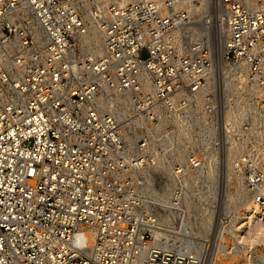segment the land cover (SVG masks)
Returning a JSON list of instances; mask_svg holds the SVG:
<instances>
[{
  "label": "built area",
  "instance_id": "2783aa9c",
  "mask_svg": "<svg viewBox=\"0 0 264 264\" xmlns=\"http://www.w3.org/2000/svg\"><path fill=\"white\" fill-rule=\"evenodd\" d=\"M260 95L264 0H0V264L236 252L195 197L210 170L160 127Z\"/></svg>",
  "mask_w": 264,
  "mask_h": 264
},
{
  "label": "rangeland",
  "instance_id": "374dc122",
  "mask_svg": "<svg viewBox=\"0 0 264 264\" xmlns=\"http://www.w3.org/2000/svg\"><path fill=\"white\" fill-rule=\"evenodd\" d=\"M239 104H231L223 111L226 118L223 125L209 124L207 117L206 123L196 120L194 117H203V111L189 110L174 111L171 120L160 127L162 134L179 138L175 144L180 151H191L202 164L208 165L209 180L213 179L211 187H204L198 179L195 197L220 201V207H225L231 221L223 231V241L230 248L236 240L231 226L239 225L236 216L254 204L264 205V96H246ZM213 227L218 229L219 223L214 222ZM215 259L216 264H264V235L241 251L218 253Z\"/></svg>",
  "mask_w": 264,
  "mask_h": 264
},
{
  "label": "bare ground",
  "instance_id": "6f19581e",
  "mask_svg": "<svg viewBox=\"0 0 264 264\" xmlns=\"http://www.w3.org/2000/svg\"><path fill=\"white\" fill-rule=\"evenodd\" d=\"M244 106V105H243ZM230 110V109H229ZM237 111V110H236ZM231 114V113H230ZM205 115V114H204ZM228 116V115H227ZM229 117V116H228ZM232 121V120H231ZM181 124V123H180ZM232 125V124H231ZM230 127V126H228ZM180 129V128H179ZM184 131V130H183ZM166 132V131H164ZM187 132V131H186ZM171 133V132H170ZM164 134V133H163ZM168 135V134H166ZM186 135V134H185ZM234 140V139H233ZM229 144V143H228ZM180 146V145H179ZM184 148V146H182ZM229 147V146H228ZM223 149V148H222ZM228 151H230L228 149ZM234 154V152H233ZM214 155V154H213ZM216 155V154H215ZM214 155V156H215ZM213 156V158H214ZM222 157V156H221ZM231 158V157H230ZM209 159V158H208ZM215 159V158H214ZM208 162V161H206ZM211 162V160L209 161ZM223 163V162H222ZM221 163V164H222ZM233 164V163H232ZM212 165V162L211 164ZM208 166V165H207ZM213 167V166H212ZM222 167V166H221ZM213 169V168H212ZM219 169V168H218ZM222 169V168H221ZM233 169V168H232ZM227 170V169H226ZM218 172V171H217ZM227 172V171H226ZM231 172V171H230ZM213 180V179H212ZM212 182V181H211ZM217 186V185H216ZM221 187V186H220ZM240 188V187H238ZM221 191V190H220ZM221 193V192H220ZM224 193V192H223ZM238 221V231L234 232V237L239 240L237 245V250L241 251L243 248L252 244L253 242H258L262 235H264V205L254 204L246 209L242 215H240ZM237 225V224H236ZM238 242V241H236ZM241 247V248H240ZM243 247V248H242Z\"/></svg>",
  "mask_w": 264,
  "mask_h": 264
}]
</instances>
